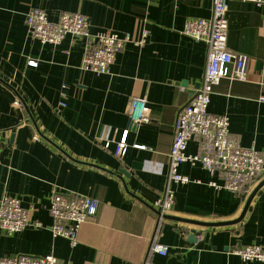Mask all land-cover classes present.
<instances>
[{
	"label": "crops",
	"instance_id": "obj_1",
	"mask_svg": "<svg viewBox=\"0 0 264 264\" xmlns=\"http://www.w3.org/2000/svg\"><path fill=\"white\" fill-rule=\"evenodd\" d=\"M32 7L53 22L63 13L83 14L92 34L149 35L142 48L127 44L109 74H96L84 68L85 38L68 34L54 45L32 35L26 22ZM212 14V0H0V201L5 195L20 199L31 221L21 232H0V259L26 254L53 255L60 264H260L235 251L264 246V187L243 220L229 226L160 221L155 208L169 183L179 111L207 64V45L185 35V23ZM227 21L225 48L248 56L247 77L223 78L209 111L228 116L241 145L264 155V4L231 0ZM138 97L147 98L148 121L134 124L127 109ZM126 130L128 149L119 158L116 143ZM188 152H198L196 141ZM181 171L193 181L170 184L171 215L212 223L240 216L246 193L212 186L223 184L221 172L211 175L199 164ZM56 189L99 201L74 247L51 231ZM193 229L200 232L195 243L188 240ZM155 238L169 246L168 256L151 253Z\"/></svg>",
	"mask_w": 264,
	"mask_h": 264
},
{
	"label": "built area",
	"instance_id": "obj_2",
	"mask_svg": "<svg viewBox=\"0 0 264 264\" xmlns=\"http://www.w3.org/2000/svg\"><path fill=\"white\" fill-rule=\"evenodd\" d=\"M213 14L210 19L190 18L185 23L184 34L197 42L207 45V64L201 86L193 94L189 102L178 114L175 134L171 144L168 186L161 198L155 203L163 216L170 214L175 197L171 183L187 184L193 181L188 174L181 171L186 164L201 165L211 175L221 172L223 184L211 182L216 188H225L233 193H246L248 196L264 178V155L255 146H242L239 139L231 133L230 119L225 115L212 114L209 111L211 96L223 78L246 80L248 56L233 54L225 48V37L228 30L227 10L231 0H212ZM256 5L264 4V0H243ZM32 35L42 43L58 45L70 34L86 39L84 68L96 74H109L116 56L127 44L142 48L149 32L145 30L141 37L133 38L126 34L120 36L111 31L91 33L88 17L80 13H63L58 22L50 20L47 12L32 7L26 17ZM36 66L34 60L29 62ZM264 87V66L260 76ZM65 98V95H62ZM264 103V95L260 96ZM147 98H133L127 109V115L134 124L148 121ZM60 107H66L64 101ZM126 130L120 141L116 143L115 155L123 158L128 149ZM34 138H38L35 135ZM198 144L197 153L188 152L190 141ZM110 143H106L109 148ZM136 148L144 146L136 145ZM199 182V181H197ZM99 201L87 195L54 190L49 207L53 220L51 231L54 236H61L70 241L72 247L77 244V236L81 226L98 214ZM31 225L29 210L24 208L21 200L5 195L0 201V232L12 235L23 231ZM39 228L41 224L35 222ZM151 253L168 256L169 246L160 243L156 238L151 245ZM235 253L244 261H257L264 264V246L246 245ZM0 264H60L53 255L34 256L17 255L1 258ZM151 264V263H147Z\"/></svg>",
	"mask_w": 264,
	"mask_h": 264
},
{
	"label": "water",
	"instance_id": "obj_3",
	"mask_svg": "<svg viewBox=\"0 0 264 264\" xmlns=\"http://www.w3.org/2000/svg\"><path fill=\"white\" fill-rule=\"evenodd\" d=\"M201 86V84L196 85L195 89L192 90V93L194 94L196 92V90ZM122 173L127 175V172H124L123 170H121ZM264 187V178L257 184V186L252 190V192L248 195L245 196V204H244V208L240 214V216L232 221H226V222H216V223H212V222H202V221H195V220H189V219H183L180 217H176L173 216L171 214H166L163 216V218L166 219H170V220H176V221H184V222H188L191 223L193 225H197V226H204V227H219V226H229V225H234L237 224L239 222H241L243 220V218L245 217L247 211L249 210V207L253 201V199L255 198V196L257 195V193ZM157 213L160 215V212L157 210ZM200 235V232H198L197 230L193 229L190 232L189 235V242L195 243L197 242V238Z\"/></svg>",
	"mask_w": 264,
	"mask_h": 264
},
{
	"label": "trees",
	"instance_id": "obj_4",
	"mask_svg": "<svg viewBox=\"0 0 264 264\" xmlns=\"http://www.w3.org/2000/svg\"><path fill=\"white\" fill-rule=\"evenodd\" d=\"M165 220V219H164Z\"/></svg>",
	"mask_w": 264,
	"mask_h": 264
}]
</instances>
